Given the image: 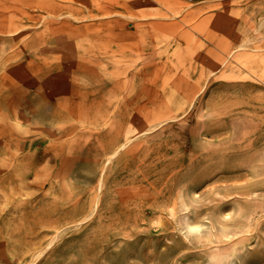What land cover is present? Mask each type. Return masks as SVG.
Instances as JSON below:
<instances>
[{
	"label": "rangeland",
	"instance_id": "1",
	"mask_svg": "<svg viewBox=\"0 0 264 264\" xmlns=\"http://www.w3.org/2000/svg\"><path fill=\"white\" fill-rule=\"evenodd\" d=\"M261 34L264 0H0V264H264Z\"/></svg>",
	"mask_w": 264,
	"mask_h": 264
},
{
	"label": "bare ground",
	"instance_id": "2",
	"mask_svg": "<svg viewBox=\"0 0 264 264\" xmlns=\"http://www.w3.org/2000/svg\"><path fill=\"white\" fill-rule=\"evenodd\" d=\"M189 232L202 234V229L199 225L193 224L190 221L186 222ZM239 231H232L227 228L226 225L222 226L220 233H214L211 231L209 239L211 242L222 241V238L230 239L237 235ZM239 248L237 244L230 248H219L218 250L210 254V264H237L236 259L239 257Z\"/></svg>",
	"mask_w": 264,
	"mask_h": 264
},
{
	"label": "crops",
	"instance_id": "3",
	"mask_svg": "<svg viewBox=\"0 0 264 264\" xmlns=\"http://www.w3.org/2000/svg\"><path fill=\"white\" fill-rule=\"evenodd\" d=\"M196 2H204V1H212V0H194ZM262 37L260 38V44L264 45V34H261Z\"/></svg>",
	"mask_w": 264,
	"mask_h": 264
}]
</instances>
